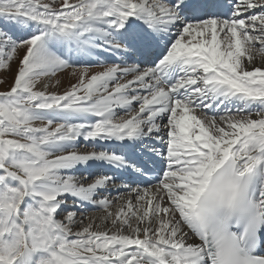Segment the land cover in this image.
<instances>
[{
    "label": "snow or ice",
    "instance_id": "snow-or-ice-1",
    "mask_svg": "<svg viewBox=\"0 0 264 264\" xmlns=\"http://www.w3.org/2000/svg\"><path fill=\"white\" fill-rule=\"evenodd\" d=\"M2 73L0 264H264V0H0Z\"/></svg>",
    "mask_w": 264,
    "mask_h": 264
},
{
    "label": "bare ground",
    "instance_id": "bare-ground-1",
    "mask_svg": "<svg viewBox=\"0 0 264 264\" xmlns=\"http://www.w3.org/2000/svg\"><path fill=\"white\" fill-rule=\"evenodd\" d=\"M257 63H259V60L257 61ZM60 79L62 80V85H61V89H63V87H66L68 86V84L70 82H72L68 76L67 73H62L60 74ZM51 90V89H50ZM82 145V146H81ZM93 147V145L91 144H85V142L81 141L78 145H77V148L81 151H85V150H91ZM106 147V145H105ZM97 150H100L99 148H97ZM94 165H95V162H92L90 164H88L87 166H80L77 168L76 172H75V175L77 177H85L87 176L89 179L85 180L84 182L85 183H88L90 182V179L95 175L94 171H95V168H94ZM117 195V193L115 191H113L111 194H110V197H115ZM69 203H71V201H69ZM102 210L101 209H96L95 213L96 214H99ZM90 214H93V213H90Z\"/></svg>",
    "mask_w": 264,
    "mask_h": 264
},
{
    "label": "rangeland",
    "instance_id": "rangeland-1",
    "mask_svg": "<svg viewBox=\"0 0 264 264\" xmlns=\"http://www.w3.org/2000/svg\"><path fill=\"white\" fill-rule=\"evenodd\" d=\"M13 68H15V65H13ZM0 75H5L7 77V83L6 84H0V90H3L5 87H7L8 84L11 83L12 73H2ZM93 211H94L93 209H89L88 214L95 213V211L94 212Z\"/></svg>",
    "mask_w": 264,
    "mask_h": 264
}]
</instances>
